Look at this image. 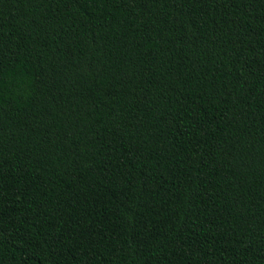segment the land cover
<instances>
[{"label":"trees","instance_id":"16d2710c","mask_svg":"<svg viewBox=\"0 0 264 264\" xmlns=\"http://www.w3.org/2000/svg\"><path fill=\"white\" fill-rule=\"evenodd\" d=\"M0 264H264V0H0Z\"/></svg>","mask_w":264,"mask_h":264}]
</instances>
